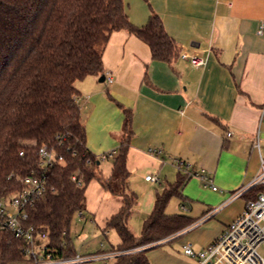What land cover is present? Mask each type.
Instances as JSON below:
<instances>
[{
	"label": "crops",
	"instance_id": "1",
	"mask_svg": "<svg viewBox=\"0 0 264 264\" xmlns=\"http://www.w3.org/2000/svg\"><path fill=\"white\" fill-rule=\"evenodd\" d=\"M124 1L134 24H146L157 12L181 52L201 56L206 64L196 66L180 56L172 63L155 60L142 39L125 29L113 32L103 53L104 74L109 72L112 82L89 75L75 83L87 147L100 156L117 150L124 124L118 103L130 109L134 134L127 154L128 183L143 180L149 188L146 205L129 216L128 226L132 230L130 223L144 222L157 191L181 173L185 181L177 197L188 201L182 206L188 212L177 213L198 220L178 235L197 230L188 236L201 249L241 215L248 200L243 195L231 199V194L246 191L262 171L264 0ZM107 164L109 177L113 161ZM202 170L212 185L193 174ZM148 174L157 180L146 179ZM238 198L244 200L240 208L232 204ZM81 204L84 219L106 223L124 198L96 183Z\"/></svg>",
	"mask_w": 264,
	"mask_h": 264
},
{
	"label": "trees",
	"instance_id": "2",
	"mask_svg": "<svg viewBox=\"0 0 264 264\" xmlns=\"http://www.w3.org/2000/svg\"><path fill=\"white\" fill-rule=\"evenodd\" d=\"M122 29L146 42L155 60L172 63L181 55L157 12L152 11L146 24L136 25L124 0H0V196L21 189L17 176L37 168L40 146L53 148L63 161L49 169V189L30 209L29 223L36 232L47 235L57 255L75 256L71 223L82 209L88 183L97 179L124 198L106 227L116 231L120 242L99 253L117 251L110 264H152L148 256L152 247L198 220L166 212L170 199L181 195L185 176L180 173L176 181L157 191L154 207L137 236L128 226L137 204L135 193L128 192L133 113L118 103L124 111L123 134L112 155L111 174L105 177L102 157L87 147L75 86L89 75L104 74V50L112 33ZM74 174L78 180L72 178ZM263 190L264 185L257 183L242 195L255 199ZM25 245V239L0 230V264L23 261Z\"/></svg>",
	"mask_w": 264,
	"mask_h": 264
},
{
	"label": "built area",
	"instance_id": "3",
	"mask_svg": "<svg viewBox=\"0 0 264 264\" xmlns=\"http://www.w3.org/2000/svg\"><path fill=\"white\" fill-rule=\"evenodd\" d=\"M264 29L262 23L260 31ZM180 57L196 66L206 64V59L181 52ZM109 82L112 77L105 73ZM79 100V97L77 98ZM152 153L155 149H150ZM116 153V150L103 154L106 158ZM23 154V151L21 152ZM38 166L24 176H17L22 183L19 191L9 195L0 196V230L11 231L15 236L25 239L23 247L25 259L16 264H75L91 262L97 258L109 259L115 252L108 251L91 255L76 254L72 257H61L55 253L48 244L46 234L37 233L35 227L29 223L30 209L35 206L37 200L42 198L49 189L48 171L56 163L63 161V156L55 149L42 145L38 149ZM182 163H180V166ZM191 174V173H190ZM205 186L212 185V178L204 171L195 172ZM78 180L76 174L72 176ZM146 179L156 181L154 175L148 174ZM82 181L79 180L78 184ZM264 183V162L262 171L254 184ZM214 190L217 186H212ZM238 190L231 194V199L242 195ZM80 220L84 219V210L76 212ZM194 226V225H193ZM183 252L196 258L197 264H264V192L258 194L255 199L247 201L246 206L236 219H234L222 232V234L207 246L196 249L191 242L182 245Z\"/></svg>",
	"mask_w": 264,
	"mask_h": 264
},
{
	"label": "rangeland",
	"instance_id": "4",
	"mask_svg": "<svg viewBox=\"0 0 264 264\" xmlns=\"http://www.w3.org/2000/svg\"><path fill=\"white\" fill-rule=\"evenodd\" d=\"M113 161V156H109L108 160L104 159V161L101 162V169L102 173L105 177H108V173L111 169L107 170V163H111ZM96 183H98L103 189L108 190L105 188L97 179H92L87 187L85 194L83 196V203L86 200V194L88 197V191L90 192V189L94 188ZM129 184L128 192L129 193H135L137 196V204L134 206L132 213L130 216L131 218H134L136 214H138L137 211H140V206L146 205V192L148 191L149 185L147 182H144L143 180H137L134 185ZM110 191V190H108ZM110 193L113 195V197H118L121 200H123V197L120 195H115L111 191ZM188 201L184 200L183 198L174 196L170 199L166 212L167 213H177L180 211L188 212V210H185L182 206L184 204H187ZM234 203V207L240 208L244 205L243 198H238L232 202ZM224 208V207H223ZM222 208V209H223ZM152 210V209H151ZM93 216V215H91ZM102 222V218H98L97 220L93 221L92 219H83L80 220L77 215L74 216L73 221L71 223L70 228V237L73 241L75 250L80 255H91V254H97L100 251H107L111 249L113 246H117L120 242L119 236L113 229H108L107 222ZM132 230L135 232L137 236L141 234L143 222L135 225H131ZM202 228V227H201ZM137 230V231H136ZM140 230V231H139ZM193 232H185L181 235H178L179 233L172 235L170 237H167L165 240L160 241V243L154 247H152L148 252L150 254V260L152 264H197V259L190 257L186 255L183 252V244L187 242L194 243L190 237L188 236V233L193 234ZM261 253L264 254V248H262ZM118 252L116 251L115 254ZM114 254V255H115ZM113 258L111 259H105V258H97L94 259L91 262H81L78 264H110Z\"/></svg>",
	"mask_w": 264,
	"mask_h": 264
},
{
	"label": "water",
	"instance_id": "5",
	"mask_svg": "<svg viewBox=\"0 0 264 264\" xmlns=\"http://www.w3.org/2000/svg\"><path fill=\"white\" fill-rule=\"evenodd\" d=\"M105 74H103L101 77H100V81H104L105 80Z\"/></svg>",
	"mask_w": 264,
	"mask_h": 264
}]
</instances>
